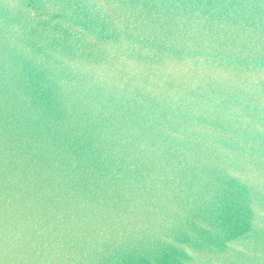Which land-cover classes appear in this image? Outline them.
<instances>
[{
  "label": "water",
  "instance_id": "water-1",
  "mask_svg": "<svg viewBox=\"0 0 264 264\" xmlns=\"http://www.w3.org/2000/svg\"><path fill=\"white\" fill-rule=\"evenodd\" d=\"M0 264H264V0H0Z\"/></svg>",
  "mask_w": 264,
  "mask_h": 264
}]
</instances>
